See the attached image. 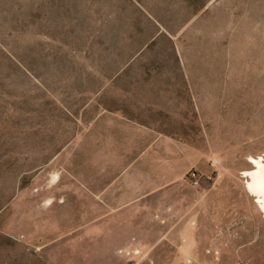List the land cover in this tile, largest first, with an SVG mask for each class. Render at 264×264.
<instances>
[{
    "label": "rangeland",
    "instance_id": "374dc122",
    "mask_svg": "<svg viewBox=\"0 0 264 264\" xmlns=\"http://www.w3.org/2000/svg\"><path fill=\"white\" fill-rule=\"evenodd\" d=\"M258 156L264 0H0V264H264Z\"/></svg>",
    "mask_w": 264,
    "mask_h": 264
},
{
    "label": "bare ground",
    "instance_id": "6f19581e",
    "mask_svg": "<svg viewBox=\"0 0 264 264\" xmlns=\"http://www.w3.org/2000/svg\"><path fill=\"white\" fill-rule=\"evenodd\" d=\"M249 163L252 169L243 172L247 178L246 189L256 198V202L262 214H264V156L250 157Z\"/></svg>",
    "mask_w": 264,
    "mask_h": 264
},
{
    "label": "built area",
    "instance_id": "2783aa9c",
    "mask_svg": "<svg viewBox=\"0 0 264 264\" xmlns=\"http://www.w3.org/2000/svg\"><path fill=\"white\" fill-rule=\"evenodd\" d=\"M204 178H209V177H204V176H200L195 172H191L190 173V182L193 186H198L200 181Z\"/></svg>",
    "mask_w": 264,
    "mask_h": 264
}]
</instances>
